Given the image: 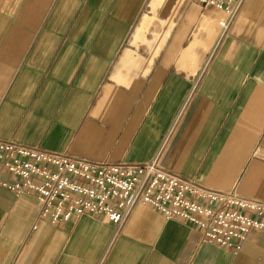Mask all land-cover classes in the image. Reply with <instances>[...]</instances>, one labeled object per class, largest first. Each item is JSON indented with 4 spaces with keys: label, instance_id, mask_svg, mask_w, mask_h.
Returning a JSON list of instances; mask_svg holds the SVG:
<instances>
[{
    "label": "crops",
    "instance_id": "crops-1",
    "mask_svg": "<svg viewBox=\"0 0 264 264\" xmlns=\"http://www.w3.org/2000/svg\"><path fill=\"white\" fill-rule=\"evenodd\" d=\"M226 16L191 0H0V138L112 163L159 151L169 171L264 201V0L221 33ZM37 210L0 187V264H264V230L221 247L144 204L118 233L99 215L33 229Z\"/></svg>",
    "mask_w": 264,
    "mask_h": 264
},
{
    "label": "built area",
    "instance_id": "built-area-1",
    "mask_svg": "<svg viewBox=\"0 0 264 264\" xmlns=\"http://www.w3.org/2000/svg\"><path fill=\"white\" fill-rule=\"evenodd\" d=\"M191 1L223 10L227 16L219 25L225 33L244 0ZM166 142L167 137L162 148ZM159 156L158 151L141 163H112L0 138V187L16 195L34 194L38 210L33 229L43 220L56 224L74 216L99 215L118 233L134 207L144 204L165 219L183 220L202 241L221 247L237 246L250 230H264L263 200L169 171Z\"/></svg>",
    "mask_w": 264,
    "mask_h": 264
}]
</instances>
